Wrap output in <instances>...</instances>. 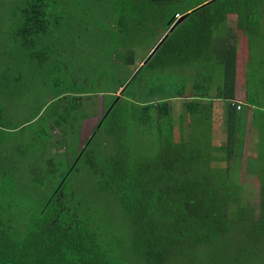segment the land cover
<instances>
[{
	"label": "trees",
	"instance_id": "trees-1",
	"mask_svg": "<svg viewBox=\"0 0 264 264\" xmlns=\"http://www.w3.org/2000/svg\"><path fill=\"white\" fill-rule=\"evenodd\" d=\"M99 5L116 24L106 46L115 70L110 100L103 98L101 118L83 146L76 143L68 166L58 161L30 167V186L45 193L39 208L19 188L18 168L0 163V264H264V99L247 90L255 73L264 71V58L254 51L248 55L258 70L243 71L246 103L238 111L231 104L235 48L216 54L224 61L222 88L215 89L214 71L204 70L213 68V44L220 47L231 37L225 35L228 14L237 16L249 49L264 45V0H99ZM67 6L66 0H21L12 15L14 45L38 59L52 36L74 32L63 25L71 24ZM83 10L74 20L86 27ZM161 25L165 33L157 41ZM149 45L145 64L138 66V49ZM183 68L192 71L183 74ZM259 81L264 89V77ZM177 99L182 109L175 141L171 101ZM215 101L225 105V147L211 142ZM4 112L0 107V123ZM55 121L61 124L60 117ZM104 124L117 147L97 160L88 148ZM134 126L154 131L158 146L124 144L125 131L131 135ZM249 128L258 133L256 155L244 163L259 186L256 206L244 199L238 180ZM82 168L94 177L91 196L71 183Z\"/></svg>",
	"mask_w": 264,
	"mask_h": 264
},
{
	"label": "rangeland",
	"instance_id": "rangeland-1",
	"mask_svg": "<svg viewBox=\"0 0 264 264\" xmlns=\"http://www.w3.org/2000/svg\"><path fill=\"white\" fill-rule=\"evenodd\" d=\"M20 1L0 0V107L5 110L3 121L0 123V163L18 168L19 188L21 191L31 193L28 201L34 209L40 207L45 198L39 196H44L45 193L40 194L38 188L30 186L32 179L30 167L38 166L44 169L50 166L51 162L56 164L58 161L68 166L76 156V143L78 142V147L83 146L101 118L103 98L107 102L110 100L107 92L112 89L111 73L115 70L112 71L110 66L106 46L109 34L116 31V24L110 13L99 5V0H66L68 6L65 12L70 13L71 17L67 19L71 24L64 21L63 25L66 28L71 25L74 27V32L66 36L59 35V38L56 35L52 36L49 46L42 51L38 59L33 60L25 51L15 46L12 39L13 26H15L12 15ZM81 8L85 10L80 17L89 21L86 27H81L79 21L74 20L75 16L78 17L77 12L81 11ZM261 11L262 24H264V7H261ZM226 23L228 31L239 38L236 16H227ZM164 31L161 25L156 36L157 41L165 33ZM150 48L149 45L142 51L138 49L136 54L138 66L142 64ZM220 51L221 48L214 43L213 68L204 66V70L214 71L212 74L215 89L218 86L222 88L224 61L223 59L219 61L216 55ZM252 51L257 59L264 58L261 56L264 45L255 49L242 50L243 55L237 60L239 67L235 99L241 102L242 106L246 103L243 71L258 70L256 63L248 61V55ZM246 56L247 59H245ZM37 60L43 63L38 64ZM242 60L246 65L242 63ZM187 70L183 68L182 73L188 75L192 71L189 69L188 73ZM259 72L251 78L252 82L249 83L247 90L251 95L256 94V97L260 93L258 96L264 99V89L259 81L260 77H264V71ZM84 83L86 85L81 86ZM77 86L85 87L86 93L81 94V89ZM116 95L121 94L117 92ZM191 95L195 93H188L187 96ZM171 105L173 122L176 125L172 137L177 141L180 136L177 120L182 109V100H172ZM224 106L222 101L214 103L211 142L215 147H225ZM246 115L250 124V112L248 111ZM58 117L61 119L59 126L55 121ZM242 123L246 125V128L248 127V123L245 121ZM105 124L109 125L107 122ZM105 124L88 148V151H93V156H96L97 160H101L104 155L112 151L113 147H117V140L105 133V129L108 128ZM189 128V120L185 119V129L189 130ZM131 129L132 126L129 130ZM133 130L131 135L125 131L123 143L133 142L134 147L158 146L154 131L141 132L137 126H134ZM245 134L244 158L238 180L244 187V199H252V203L256 206L259 186L255 177L245 171L244 163L246 158L256 155L254 139L257 138L258 133L249 128ZM127 146V144L124 145V147ZM213 165L224 166L225 163ZM71 183L77 188H84L88 196L94 194V177L88 168H82L75 173L71 177ZM25 185L30 187H26L25 190L23 188Z\"/></svg>",
	"mask_w": 264,
	"mask_h": 264
},
{
	"label": "crops",
	"instance_id": "crops-1",
	"mask_svg": "<svg viewBox=\"0 0 264 264\" xmlns=\"http://www.w3.org/2000/svg\"><path fill=\"white\" fill-rule=\"evenodd\" d=\"M229 15H235V14H228L227 16H229ZM236 20H237V16H236ZM227 33H228L229 36L231 35V37L226 36V42L221 44L220 48H224L225 50H228V49L230 50L231 47L235 48V53H236V72H237V69L239 67V65H237V60L239 59V57H241V55H243L242 54V50L246 51L247 49H249V45L247 43L246 36H244L243 33H239V38H240L239 39V38L236 37V35H234V33L232 34V33H230L228 31V27L226 25L225 35ZM242 63L244 64L245 62L242 60ZM236 94H237V89L235 91V97H236ZM215 102H220V101H215Z\"/></svg>",
	"mask_w": 264,
	"mask_h": 264
},
{
	"label": "water",
	"instance_id": "water-1",
	"mask_svg": "<svg viewBox=\"0 0 264 264\" xmlns=\"http://www.w3.org/2000/svg\"><path fill=\"white\" fill-rule=\"evenodd\" d=\"M176 23H177V22H176ZM176 23H175V24H176ZM162 41H163V39L159 42V44H160ZM156 48H157V47H155V49H156ZM155 49H153V50L150 52L149 57L153 54V52L155 51ZM149 57H148V58H149ZM145 62H146V61H143L142 64H141L140 66H143V65L145 64ZM124 88H125V86H124L122 89L119 90V93H120V94L122 93V91L124 90ZM118 96H119V95H118Z\"/></svg>",
	"mask_w": 264,
	"mask_h": 264
},
{
	"label": "built area",
	"instance_id": "built-area-1",
	"mask_svg": "<svg viewBox=\"0 0 264 264\" xmlns=\"http://www.w3.org/2000/svg\"><path fill=\"white\" fill-rule=\"evenodd\" d=\"M231 102H232L231 104H236V110L237 111L241 109V107H242V103L241 102H239L237 100H233Z\"/></svg>",
	"mask_w": 264,
	"mask_h": 264
},
{
	"label": "clouds",
	"instance_id": "clouds-1",
	"mask_svg": "<svg viewBox=\"0 0 264 264\" xmlns=\"http://www.w3.org/2000/svg\"><path fill=\"white\" fill-rule=\"evenodd\" d=\"M236 100V99H235Z\"/></svg>",
	"mask_w": 264,
	"mask_h": 264
}]
</instances>
